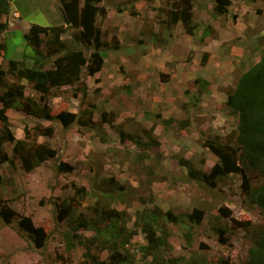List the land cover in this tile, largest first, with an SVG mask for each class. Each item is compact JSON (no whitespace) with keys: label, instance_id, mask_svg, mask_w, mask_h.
<instances>
[{"label":"rangeland","instance_id":"1","mask_svg":"<svg viewBox=\"0 0 264 264\" xmlns=\"http://www.w3.org/2000/svg\"><path fill=\"white\" fill-rule=\"evenodd\" d=\"M144 1L146 7H155L156 0ZM161 1L154 16L138 12L134 5L127 7L125 0L120 5L116 0L102 2L111 9L125 5L121 12L143 15L144 28L130 29L129 23L120 34L119 26L107 21V15L100 16L98 25L106 47L99 76H83L87 93L82 87H64L50 101L52 115L93 111L95 124L65 127L57 119L46 121L9 110V130L16 139L45 143L58 154L26 171L20 160L11 163L1 158L2 153L13 158L14 142L6 140L0 145V206L12 210L11 218L0 219V264H88V255L109 263L108 251L92 240L95 232L82 227L77 231L74 222L80 218L92 221L94 207L107 190L114 194L108 203L124 211L126 226L136 231L127 246L134 257L132 264L148 263L140 249L146 244L145 235L137 225L144 209L158 214V229L169 242L167 258L187 260L195 253L207 264L248 261L247 227L264 224V211L249 200L248 190L263 181L264 174L242 169L217 180L215 186H206L191 179L188 171L209 172L218 157L205 146L206 139L228 141L237 131L238 117L226 102L240 76L264 53V0H233L228 13L215 18L212 0H194L195 36L181 22L166 26L172 0ZM11 3L21 18L13 17L0 36V43L5 44L3 65L7 68L9 60H19L33 67L36 51L25 36L31 25L54 26L55 22L65 24L66 19L59 0ZM154 20L159 23L157 31ZM208 25L211 34L203 41ZM76 32L70 28L64 35L69 47L77 46L72 40ZM198 78L208 81L202 95L198 94ZM6 80L23 83L26 96L39 99L31 83L11 75ZM170 117L176 121L164 124L163 118ZM183 120H187L186 127L180 123ZM37 126L52 127L53 134L39 135ZM4 134L0 123V136ZM183 158L188 160L185 165ZM63 207L68 211L62 213ZM195 209H202L204 218L193 227L189 241L183 225L170 221L166 213L185 215ZM24 218L34 229L44 231L40 242L21 227ZM69 231L84 236V242L68 248Z\"/></svg>","mask_w":264,"mask_h":264},{"label":"trees","instance_id":"2","mask_svg":"<svg viewBox=\"0 0 264 264\" xmlns=\"http://www.w3.org/2000/svg\"><path fill=\"white\" fill-rule=\"evenodd\" d=\"M104 0H59L66 16V23L62 25L43 26L32 24L25 35L30 46L35 49V65L29 67L24 61L9 60L8 67L5 68L0 63V123L3 124L5 133L0 136V145L6 140L14 142L13 158H8L1 154L3 161L20 160L26 171H32L42 163L55 159L58 151L56 148L45 143H28L25 139H16L9 130V110L20 111L26 115H36L46 121L57 119L65 127L73 124L89 126L95 124L93 121V111L83 115L71 111H62L57 115L51 114L50 101L56 96L57 90L64 87H82L83 76H94L102 70L105 58L103 50L106 47L103 42L102 28L98 25L100 16L107 15V9L101 5ZM213 18L225 15L233 4V0H212ZM194 0H174L170 13V22H181L186 32L192 36L196 35V25L193 23ZM11 10V0H0V36L11 24L9 13ZM5 18V19H4ZM67 20L69 24H67ZM70 28L76 29L72 40L77 45L69 47L64 35ZM210 27L203 30L202 39L210 35ZM210 33V34H209ZM5 44L0 43V54L3 55ZM206 58H204V62ZM50 65V67H47ZM11 75L19 81H27L32 84L33 90L39 94V99L26 96L23 83L14 82L9 84L6 80ZM202 95L208 86V81L198 78L196 80ZM203 90V91H202ZM88 88H85L87 93ZM227 107L237 115V131L228 141H222L219 137L208 138L205 146L208 147L217 157L218 162L209 172L199 171L190 168L188 175L191 179L204 185L215 186L217 180L226 177L231 173H238L245 169L252 173L264 174V53L259 62L254 64L249 70L244 72L238 81L234 91L228 95ZM106 116V113H103ZM103 116V117H104ZM162 117V115H159ZM103 120H106L103 118ZM173 117L163 118V123L169 125L175 122ZM186 127L187 120L180 122ZM39 135L51 136L54 129H45L37 126ZM136 144L140 142L136 141ZM187 159H181V164L185 165ZM65 164H61L65 170ZM113 184V182H110ZM114 197L111 191L107 190L102 195L98 207H94L93 220L75 219V230L82 227L85 230L94 231L92 240L99 242L101 248L109 253L110 262L106 264H132L133 256L127 250L136 231L129 229L125 223V212L112 206L108 201ZM249 200L259 205L264 211V180L251 184L248 190ZM9 207L0 206V219L11 218ZM68 211L63 207L62 213ZM167 218L187 230V237L191 240L193 227L200 224L204 218L202 209H195L192 213L178 215L172 211L166 213ZM160 221L156 211L142 210L138 214L137 225L145 235L146 244L140 247L143 257L147 259V264H207L206 261L197 254L191 255L190 259L167 258L166 248L169 242L164 234H161L158 227ZM21 227H25L30 236L40 242L44 238L42 229H34L31 221L24 218L20 222ZM74 226V225H73ZM36 232V235H33ZM219 234L223 237V230ZM191 235V236H190ZM68 248H76L78 243H83L85 237L82 235L67 233ZM224 238V237H223ZM247 238L251 245L249 247V259L246 264H264V224H255L247 227ZM224 240V239H222ZM192 241V240H191ZM191 243V242H190ZM89 254V253H87ZM88 264H105L100 258L88 255ZM218 264H226L220 262Z\"/></svg>","mask_w":264,"mask_h":264},{"label":"crops","instance_id":"3","mask_svg":"<svg viewBox=\"0 0 264 264\" xmlns=\"http://www.w3.org/2000/svg\"><path fill=\"white\" fill-rule=\"evenodd\" d=\"M116 1H117V4L120 5V3H119L120 0H116ZM125 1L128 2L127 4H125V5H127V7H132V5H134L135 6V9L138 12H140V13H146L147 11L149 13L151 12L152 14L149 15V16H154L153 13L155 12V7H159L161 5V3H162L161 0H156V3L154 4L155 7L149 8V7H146V5H144L145 4V1L144 0H135L132 3L129 2V1H127V0H125ZM173 1L174 0H172V2ZM11 2H12V0H11ZM12 5L13 4L11 3V9L13 8ZM125 5L124 6L121 5L119 8L116 7V6H114L111 9V7L109 5L105 4V7L107 9V21H109L111 23H115L116 26H119V32H120V34L123 33V28H128L129 27V25H128L129 23L132 24L131 25L132 28L130 27V29H134L136 27H139V29H141L142 27L144 28L145 19H144L143 15H140L139 14L137 16H133L128 10H124L122 12L120 11V9H124V7H126ZM59 7H60V10H61L62 7H61V3L60 2H59ZM15 13L18 15V17L21 18L20 12L17 9H12V10H10V13H9V19H10V21H12ZM62 15H63V13H62ZM125 17L128 18L127 19V21H128L127 23H125V21H124L125 20ZM154 21H155L154 22V24H155V31H157L158 30L159 23H158V21L156 22V20H154ZM62 24L63 23H61V22H59V23L58 22L57 23L55 22L54 25H62ZM165 24H166L167 27H169V26L172 27V26L176 25L177 23H171V22L169 23V21H165ZM169 37L172 38V36H169ZM0 41H1V37H0ZM159 48L162 49L161 46ZM134 54H136V53L134 52ZM148 57H149L148 55H145V58L149 59ZM147 59H146V62H147ZM4 62H6V59H4L3 56L0 54V63L3 64ZM99 72H101V71H99ZM99 72L96 73V75L98 74L97 76H99Z\"/></svg>","mask_w":264,"mask_h":264},{"label":"water","instance_id":"4","mask_svg":"<svg viewBox=\"0 0 264 264\" xmlns=\"http://www.w3.org/2000/svg\"><path fill=\"white\" fill-rule=\"evenodd\" d=\"M61 10H62V13H63L65 19H66V16H65V13H64L63 9H61ZM67 24H69V21L68 20H67Z\"/></svg>","mask_w":264,"mask_h":264},{"label":"built area","instance_id":"5","mask_svg":"<svg viewBox=\"0 0 264 264\" xmlns=\"http://www.w3.org/2000/svg\"><path fill=\"white\" fill-rule=\"evenodd\" d=\"M14 17H16V18H17V17H18V15L15 13ZM10 23L12 24V23H13V21H11Z\"/></svg>","mask_w":264,"mask_h":264},{"label":"clouds","instance_id":"6","mask_svg":"<svg viewBox=\"0 0 264 264\" xmlns=\"http://www.w3.org/2000/svg\"><path fill=\"white\" fill-rule=\"evenodd\" d=\"M18 18V17H17Z\"/></svg>","mask_w":264,"mask_h":264}]
</instances>
